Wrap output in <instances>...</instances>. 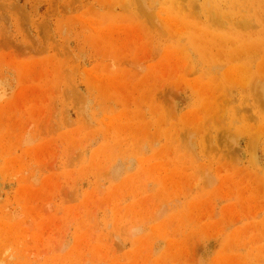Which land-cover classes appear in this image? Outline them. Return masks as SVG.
<instances>
[{
    "label": "rangeland",
    "instance_id": "rangeland-1",
    "mask_svg": "<svg viewBox=\"0 0 264 264\" xmlns=\"http://www.w3.org/2000/svg\"><path fill=\"white\" fill-rule=\"evenodd\" d=\"M0 264H264V0H0Z\"/></svg>",
    "mask_w": 264,
    "mask_h": 264
},
{
    "label": "bare ground",
    "instance_id": "bare-ground-1",
    "mask_svg": "<svg viewBox=\"0 0 264 264\" xmlns=\"http://www.w3.org/2000/svg\"><path fill=\"white\" fill-rule=\"evenodd\" d=\"M192 11V10H191ZM194 14V13H193ZM213 19V18H212ZM215 20V19H214ZM169 21V20H168ZM216 21V20H215ZM217 21H219V20H217ZM242 24V23H241ZM243 27V26H242ZM232 135V134H231ZM231 138V137H230ZM228 140V139H227ZM253 149V148H252ZM252 152H253V150H252ZM255 159V158H254Z\"/></svg>",
    "mask_w": 264,
    "mask_h": 264
}]
</instances>
